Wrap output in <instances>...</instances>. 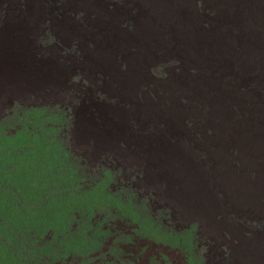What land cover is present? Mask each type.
<instances>
[{"label":"rangeland","instance_id":"374dc122","mask_svg":"<svg viewBox=\"0 0 264 264\" xmlns=\"http://www.w3.org/2000/svg\"><path fill=\"white\" fill-rule=\"evenodd\" d=\"M212 1L221 2L229 11L223 27L225 35L219 32L215 37H222L218 41L228 45L222 56L227 59L230 82L204 71L206 67H218L219 50L203 41L207 37L197 28L200 8L194 10L195 0L78 3L76 8L82 10V16L96 19L90 52L96 55L97 48L122 52L130 73H140L145 82L150 81V73L159 77L158 113L167 111L170 117L183 114L184 129H177L162 116L144 114L136 120L132 116L135 109L143 113L147 110L135 102L138 94L134 81L124 87L132 98L129 104L125 99L117 102V94L109 91L108 83L103 84L98 93L110 109H102L105 114L94 122L81 123L73 116L78 126L71 116L75 101L12 88L11 102L8 98L0 101V264H198L196 257L200 264H237L245 254L249 264H264V0H260L255 25L250 29L245 11L249 1ZM26 2L27 7L22 5L15 19L0 23V33L5 32L0 35V95L25 77L23 67L36 72L32 52L42 43L44 29L50 45L61 39L60 25L73 26L66 16L74 15L70 10L77 0ZM180 2H185L183 11L177 10ZM33 3L42 8L44 15L42 23L32 30L19 17L25 19ZM173 3L174 19L165 14ZM107 7L113 12L109 13ZM7 14L14 15L0 5V18ZM180 20L185 27L178 23ZM122 28L136 32L128 34ZM164 35L170 37L160 43L156 36ZM74 38L63 37L57 51L63 48L74 52ZM113 39L120 40V44L115 45ZM159 45L171 55L162 54ZM130 49H136V53L130 56ZM129 57L133 58V66ZM201 58L206 59V66ZM106 64L108 68V60ZM177 64L178 75L170 76L171 67ZM16 67L19 70L12 81L7 76ZM179 82L184 87L162 96V89ZM214 89L221 95L219 100L207 98V92ZM117 104L124 105L125 110L117 111ZM190 117L200 120L199 135L192 131ZM78 129H84L82 136ZM85 138V153L92 152L89 159L76 154L87 144ZM92 142L112 152L90 150ZM116 144L127 158L144 155L141 168L150 164L154 171L162 172L156 153L161 145L173 150L167 155L169 159L188 164L184 165V175L191 182L176 181L184 191L185 207L192 204L189 222L175 216L165 222L157 218L160 212H154L148 204L146 191L150 192V187L129 177L136 176L131 162L121 165L118 152L112 148ZM199 192L213 204L208 210L209 223L203 216L194 215ZM155 198L152 194V201ZM220 217L239 220L232 236L216 227L212 232L208 227ZM132 230L140 239L137 245L149 242L151 248L146 255L127 259V250L117 246L132 239ZM231 247H239L238 252L233 253Z\"/></svg>","mask_w":264,"mask_h":264},{"label":"clouds","instance_id":"9594fccd","mask_svg":"<svg viewBox=\"0 0 264 264\" xmlns=\"http://www.w3.org/2000/svg\"><path fill=\"white\" fill-rule=\"evenodd\" d=\"M80 1L81 0H77L76 5H71L72 9L70 11L71 13H74V15L66 16L70 21L73 22V26L63 24L60 25L58 29V34L61 39L63 37H66V35L75 36V38L71 41L73 45L71 49H74V52L67 51L63 48H59V50L57 51L58 43L61 41V39H58L50 43L49 45L50 40H48V35L44 34V29L41 34L42 43L38 44V49L35 48L32 52V56L36 61V65H34L36 72H34L32 69L23 67L25 77H23L20 81L14 82L12 86L7 87L5 90H2L0 101H4L6 98H8V102H11V100L14 98L12 88H21V90L29 91L32 94L40 93L39 96L45 94L48 96L52 95L55 98H64L69 102L75 101V108H71V116L74 125L78 126V124L73 119V116L76 117L77 120L81 123H88L89 120L91 122H94L103 114H105L103 110L108 111L110 109L106 104H104L106 101L98 93L103 84L108 83L110 86L109 91L112 89L113 92L117 94V102H119L118 100L125 99L128 100L127 103L129 104L132 101V98H130L129 90H125L124 87H128L127 85L134 81L137 87L136 92L138 94L135 102L141 105L144 110H147V113H143L144 111H136L135 109V114H133L132 116L136 120H139V118L144 114H146V116L153 115L155 118L162 116L164 121L166 120L167 122H172L174 125H176L177 129H184L183 114L176 113L174 116L170 117V113H168L167 111L164 112L163 115L158 113L157 105L159 103V99L156 87L160 81L159 77L155 78L154 74L150 73V81L145 82L142 79V75L140 73L136 75H134L135 71L130 73L128 62L122 52L116 51L114 53H109L106 50L102 51L101 48L96 49V55H93V53L90 52L92 43L91 37L93 35L92 30L96 19L92 16V18L88 20L81 15L82 10H77L76 8ZM247 1H249V5H245V11L250 17L248 25V29H250L251 26L255 25L254 16L259 12L260 0H256V2H254L255 0ZM195 2L197 3V6L194 10L200 8L199 15L198 17H196L197 28L207 37L203 41L211 42V46L216 50H219L218 61H216L218 67H216L215 69H209L208 67H206L204 71L206 72V74L210 75L213 78H218L222 79L225 82H230L231 76L227 66V59L222 56L228 51V45L222 44L220 43V41H218L222 37H215V34L219 32L221 36L225 35V30H223V27H225L226 17L229 15V11L227 10V8L221 5V2L219 1L206 0L204 2L201 0H195ZM0 5L2 10H5L7 13H9V11L11 10L13 11L14 15L7 14L4 17L0 18V23H6L7 18L11 17L15 19V17L18 16V9L21 11V9L23 8L22 5L24 7H27V2L26 0H0ZM177 5V10H185V2H180ZM167 7H169V13L165 14L173 16L174 19V17H176V13L174 12V3ZM106 10L109 13L113 12V8L110 7H107ZM189 11L192 12L190 8ZM26 14L30 18H28L27 16H25V19L24 16L19 17L20 21L27 24L26 28H31L33 30V27L39 25V22L42 23L41 18L43 17L44 12L41 7L35 5L34 3L30 6L29 13ZM112 17L113 16L111 15L110 19H113ZM236 18L239 19L240 16H236ZM105 21L106 20H104L103 22ZM178 23L183 25L184 22L180 20ZM220 25L222 26V28ZM31 29L29 30L30 32ZM2 30L3 29L0 28V31ZM122 30L128 34H134V32H136L135 30L133 31V29L130 28H122ZM161 33H164V30H161ZM0 35H5V32L0 33ZM169 37L170 35L156 36V38L160 39V43H162ZM262 41L263 40L260 39V42ZM112 42L115 45H119L121 41L118 39H113ZM150 46L153 47L154 45ZM159 46L162 54L171 55L170 52H168L166 49H163L161 45ZM135 53L136 49L129 50L130 56ZM153 54L155 57L158 56V53L156 51H154ZM107 60L109 61L108 68L106 64ZM205 60L206 59L201 58V64L204 66H206ZM129 62L130 65H134L132 57H129ZM17 68L18 67L13 68V71L10 72L7 76H10L9 79H12V81L14 80L16 72L19 70ZM178 68V64L173 65L171 67L170 76H177ZM125 75L129 76L130 78H125ZM182 87H184L183 83L180 82L172 85V87H166L165 89H162V96L166 95L171 90L176 91L178 89H181ZM214 93L217 94V96H214ZM220 97L221 95L217 89L207 92V98L210 100H219ZM124 107V105L120 106L119 104H117V111L125 110ZM125 114L126 118H129V114H127V112ZM143 120L145 119L143 118ZM189 123L192 124V131L194 133L199 135L202 132V127L199 119L190 117ZM83 130L84 129L77 130L81 136L83 135ZM85 140L87 141V144L82 148L80 147L78 149L79 151L76 152V154L81 158L89 159L92 155V152L85 153L87 151L85 149L88 146V140L86 138ZM89 145L91 146L90 150H97V148H99L100 151H104L101 145H96V142L89 143ZM112 148L113 151L118 152L121 159V165H126L127 163L131 162V169L133 168L132 172H134L137 177L132 174H130L129 177H133L135 180L141 181L143 185H147L150 187L151 191H146L147 194H149L148 204L154 207V212H160L157 214V218L160 217V219H162V222H165L168 220V218H172V216H175L177 220L183 218V222H189V219L192 216V204L189 203L188 206L185 207L184 191H182V188L180 186L181 184L176 181L179 180L180 182L184 183V179H187V176L184 175V165L188 166L187 163H184V161H173L169 159L167 155L173 150H166L165 146L161 145L160 149L156 153L158 154V159L162 166V172L160 170L154 171L150 164L146 168H141V165L139 166L141 158L144 155L140 156L138 154L136 156V159H130L127 158L125 152L118 144L113 145ZM193 174L196 175L194 171ZM147 177L152 178H150L148 182H144L143 179H146ZM187 181L191 182L190 179H187ZM192 183L195 182L192 181ZM152 194H155L156 196L155 200L153 201L151 199ZM194 207V215L197 216V218L203 216L205 221L209 223L210 216L208 214V210L213 209V204L211 203L210 199L206 195L199 192V194H197L196 196ZM201 208L202 210H205V212L202 213ZM217 215L220 216L223 215V213H219ZM235 223L240 224L239 220H236L235 218L224 220V218L220 217V219L214 220L212 223H210L208 227L212 232L215 231L214 228L216 227L221 231L228 233L229 236H232L231 234L233 232H236V229H238L237 227H235ZM126 225H128V222H126ZM130 233L132 239L129 242L117 246L119 249L127 250V257L125 255L124 257L127 259H132L136 255H138L136 257H140L139 255H146L151 248L149 242L137 245L140 239H138V237L136 236L135 231L132 230L130 231ZM215 245L216 243L214 242L213 246ZM238 248L235 249L231 247V250L233 253H235L237 252ZM130 251L133 253H131ZM153 253L155 254V252ZM151 255L152 253L149 254V257H151ZM193 259H195V257ZM195 260L198 264H200V260L197 257ZM237 264H241L240 259H237Z\"/></svg>","mask_w":264,"mask_h":264},{"label":"bare ground","instance_id":"6f19581e","mask_svg":"<svg viewBox=\"0 0 264 264\" xmlns=\"http://www.w3.org/2000/svg\"><path fill=\"white\" fill-rule=\"evenodd\" d=\"M233 13V12H232ZM237 15V14H236ZM255 17V16H254ZM200 179V178H199ZM194 180H195V178H194ZM197 185V184H196ZM261 237H262V235H261ZM260 236H259V238H261ZM261 245H263V244H261ZM253 246H255V245H253ZM257 246V245H256ZM240 251V250H239ZM238 252V251H237ZM261 252L263 253V249H261ZM245 256H246V254H245ZM244 255H242L241 256V259H240V263L241 264H249V260L245 257ZM248 257V256H247ZM250 258V257H249Z\"/></svg>","mask_w":264,"mask_h":264}]
</instances>
